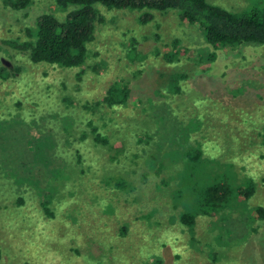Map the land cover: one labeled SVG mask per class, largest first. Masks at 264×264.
<instances>
[{
  "label": "rangeland",
  "instance_id": "rangeland-1",
  "mask_svg": "<svg viewBox=\"0 0 264 264\" xmlns=\"http://www.w3.org/2000/svg\"><path fill=\"white\" fill-rule=\"evenodd\" d=\"M208 1L235 12L264 9V0ZM49 12L65 14L54 0H31L22 9L0 0V132L27 134L28 127L47 122L73 171L66 173L60 154L53 165L33 159L22 167L24 143L14 147L12 165L5 173L0 170V264H264V217L255 219L249 211L264 208V45L213 50L215 60L194 82L206 94L195 97L202 108L218 104V113L209 119L214 129L205 144L208 155L221 175L230 173L241 185L250 179L255 191L246 201L231 203L225 214L198 215L188 231L179 222V205L191 190L197 198L203 182L187 171L186 181L177 175L183 169L179 153H163L153 163L148 158L157 153H140L137 165L122 164L111 161V151L95 149L91 135L79 139L93 119L104 125L111 141L130 136L132 148L144 147L147 143H132L151 125L143 122L132 100L138 97L146 104L152 89L166 84L174 66L162 60V53L176 43L189 54L208 52L211 46L173 10L152 11L154 19L143 25L136 11L103 7L83 66L32 62L28 50L18 45L30 39L36 17ZM182 63L190 73L198 72L191 61ZM115 81L131 88L129 106L109 110L105 119L82 108ZM77 149L84 160H78ZM64 150L71 153L64 155ZM114 177L131 184L118 187ZM47 199L44 210L39 201Z\"/></svg>",
  "mask_w": 264,
  "mask_h": 264
},
{
  "label": "trees",
  "instance_id": "trees-1",
  "mask_svg": "<svg viewBox=\"0 0 264 264\" xmlns=\"http://www.w3.org/2000/svg\"><path fill=\"white\" fill-rule=\"evenodd\" d=\"M30 1L5 0L14 9L25 8ZM54 2L56 8L65 14L62 17L51 12L38 15L33 27L28 30L30 39L18 45L19 48L28 50V57L32 62H43L63 68L83 66L88 57V43L93 38L96 22L103 19L101 13L103 7L136 11L137 21L143 25L154 19L152 11L173 10L184 22L198 28L205 43L211 46L208 52L201 49L202 51L193 50L195 54H189L190 49L176 43L173 45V50L162 53V60L174 66L168 74L166 84L152 89V95L148 96L149 102L147 101L146 104H143L138 97L136 98L139 100L136 98L132 100V104L138 108L137 114L144 118L143 122L151 125L150 130L137 133L135 138L138 141L132 143L133 146H138V142L147 143L144 147L132 148L129 144L130 136L127 139L123 136L114 142L111 141L110 136L102 130L104 125L100 126L93 119L88 120L89 131L82 132L79 140L91 135V145L95 149L111 151V161L122 164L133 162L137 165L136 161L140 158V153L142 156L157 153L156 157L148 158L150 163H153L155 158L160 161L163 153L169 152L173 155L179 153L178 160L181 161L183 169L181 171L179 169L177 175L186 181L187 176L184 173L187 171L189 176L203 182L201 193L197 198L191 190L186 202L179 205L182 206L178 215L179 222L188 231L193 229L198 215L225 214L229 211L228 206L231 203L234 205L233 202L246 201L254 194L255 184L252 180L248 179L245 185H241L242 183H237L230 173H227L229 176L221 175L218 172L217 162L208 155L210 152L206 151L205 144L210 139V129H214L209 119L214 113H218L214 111L218 104L202 108V103H197L195 97L206 94L201 93L196 87L198 83L194 82L201 77V72L207 71L208 67L204 66L215 60L213 50L241 44L264 45V9L253 8L235 12L208 0H54ZM98 5L102 7L98 8ZM131 53L132 49H129L127 54ZM188 61L198 67L200 73H190L186 70L182 62ZM193 76H195L194 80L191 79ZM187 84H190V87ZM130 97H132L131 88L126 83L115 81L100 99L86 103L82 108L91 111L92 114L95 111L105 119L109 110L117 112L118 109L129 106ZM59 114L57 112L52 117L57 118ZM69 118L72 116L68 115L65 119L69 121ZM66 124L65 132L69 131L68 123ZM3 129L0 132L2 173L12 165L14 147L19 146L21 142L24 143L25 148V152L23 150L20 152L22 156L20 155L19 163H23L22 167L29 166L33 159H43L44 164L53 165L55 157L58 154L62 156L58 152L57 133L47 122H44L43 127H28L27 134L22 130L20 135L19 131H14L11 137H7L5 128ZM63 139L66 143L71 141L70 137L64 136ZM161 151L162 154L159 155ZM65 152L67 155L71 153L64 150V155ZM77 158L84 160L80 151ZM62 159L65 162L63 168L70 175L73 169L69 162L72 161H66L64 156ZM144 161L147 163L145 159ZM154 172H160V168ZM2 178L7 179L5 174H2ZM114 182L118 187L131 184L122 177H114ZM19 189L20 187L17 188ZM17 199L20 204L23 203L21 196ZM48 202V199L39 201L44 210H47ZM249 211L255 219L264 217V208L260 205L249 207Z\"/></svg>",
  "mask_w": 264,
  "mask_h": 264
}]
</instances>
